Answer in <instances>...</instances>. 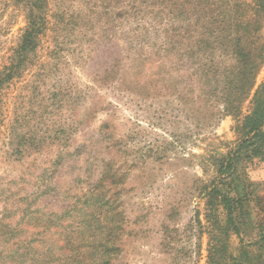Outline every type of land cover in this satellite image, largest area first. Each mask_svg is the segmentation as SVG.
<instances>
[{
  "label": "rangeland",
  "instance_id": "obj_1",
  "mask_svg": "<svg viewBox=\"0 0 264 264\" xmlns=\"http://www.w3.org/2000/svg\"><path fill=\"white\" fill-rule=\"evenodd\" d=\"M152 1L49 0L56 58L39 49L2 90L0 264H209L214 247L226 264H264V161L245 148L232 178L219 170L264 86V0ZM138 11L163 23L138 36ZM243 24L247 96L233 43L216 41ZM26 25L22 0H0V71ZM174 29L178 50L136 46ZM217 185L236 210L208 206Z\"/></svg>",
  "mask_w": 264,
  "mask_h": 264
},
{
  "label": "trees",
  "instance_id": "obj_2",
  "mask_svg": "<svg viewBox=\"0 0 264 264\" xmlns=\"http://www.w3.org/2000/svg\"><path fill=\"white\" fill-rule=\"evenodd\" d=\"M26 5V20L27 25L24 29L21 30V35L18 40V44L15 48L12 49V53L10 56V61L8 65H5L2 70L0 71V124L3 120L4 115V106H5V91H2L4 88L9 87L13 82L20 79L25 75V73L29 70L30 65L32 64V56L35 54L37 55L39 49H42L44 52L47 53V56L49 57L48 63H53V59L56 58V54L54 50L57 49V45L59 44L58 41H56L57 38V32L61 31V22L62 19L57 15H53L54 22L50 21V13H49V0H22ZM159 2L160 0H156ZM136 2H139V7L145 6L146 9L151 7L153 5L152 0H136ZM223 2V1H221ZM215 6V4L207 3L206 6L209 5ZM222 7V6H221ZM217 5V9L221 8ZM136 8V9H137ZM264 12V3L263 6ZM159 13L154 14V18L152 20H145L144 16L141 15L140 11L136 12V22H137V31L135 32L136 35L139 36V31L141 27L145 26L148 27H154L155 22L160 23V25L163 23L162 15ZM223 12V11H222ZM221 12V13H222ZM173 14L175 17H177V7L174 3V11ZM240 23V22H239ZM170 25L169 22H166V27ZM247 24L242 25V33H238L236 36L234 35H227L226 37H217L216 41L219 42L220 45H224L222 42L223 40H226L228 42L233 43V54L235 56V59L237 61L238 67L236 69L240 71V73L243 75V78L246 81V89L244 90L243 95L247 96L252 88L254 87V78L256 77V72H253L252 74L247 73V65L251 64L253 61L251 60L250 55H246L242 53L241 45L246 41L245 37V29ZM169 31L166 33V35L160 34H153L147 39H143V41H139L136 46L137 47H146V45H150L151 47H159L162 51H165L166 43L167 45L170 44L173 49L178 50V36H177V29L173 30V33L169 35ZM227 32V30H226ZM247 33V31H246ZM143 42V43H141ZM45 44H48V47L45 48ZM55 47V48H54ZM54 48V49H53ZM164 49V50H163ZM176 50V51H177ZM172 51V50H171ZM160 52V51H159ZM177 53L175 52L174 55ZM160 55V53H159ZM158 56V53L157 55ZM45 84V83H44ZM43 83L40 86H36V90L42 92L46 91L43 89ZM264 86L260 87L257 92L254 95L253 102H254V108L252 109V112L250 115L245 117V122L242 126V132H243V139L241 142H239V148L237 152L234 154V156L230 155L228 158H223L220 160V178L221 181H227L230 178H232L236 172L237 166V155L243 150V149H249L251 148V154L255 156H259L264 161ZM27 97V96H25ZM24 97V100H25ZM23 100V99H22ZM242 101V100H241ZM27 123V117L21 116L19 113L17 117L14 119V122L12 125L14 127L23 126ZM30 131H26L25 133H15L16 139L19 140V146L20 150L24 151V148L27 149V147H35V139L29 138ZM35 145V146H34ZM18 146V148H19ZM25 149V150H26ZM222 176H226L222 178ZM208 194V206L212 204V201L214 198H217L218 196L221 197L222 201L225 203V205L228 207L229 211L232 212L233 210H236V206L234 207L233 204L236 203V198L231 197L230 193L224 192L218 185L215 186L213 189H209L207 191ZM261 241L264 243V232L261 236ZM227 263V257L224 256V249L222 247H214L212 248L209 264H226Z\"/></svg>",
  "mask_w": 264,
  "mask_h": 264
}]
</instances>
